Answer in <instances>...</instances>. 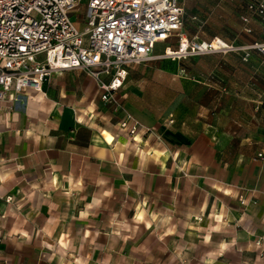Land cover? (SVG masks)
<instances>
[{"label": "crops", "instance_id": "obj_1", "mask_svg": "<svg viewBox=\"0 0 264 264\" xmlns=\"http://www.w3.org/2000/svg\"><path fill=\"white\" fill-rule=\"evenodd\" d=\"M225 1L230 33L253 32V17L242 21L248 0H179L181 33L203 34ZM226 31L210 34L223 41ZM123 85V109L79 69L0 102V264H264L259 107L217 120L203 98H221L228 83L191 76L190 94L152 113ZM126 112L139 123L133 134V121L121 125Z\"/></svg>", "mask_w": 264, "mask_h": 264}, {"label": "built area", "instance_id": "obj_2", "mask_svg": "<svg viewBox=\"0 0 264 264\" xmlns=\"http://www.w3.org/2000/svg\"><path fill=\"white\" fill-rule=\"evenodd\" d=\"M82 2L0 0V102H17L30 91L41 92L52 74L79 69L96 82L103 102L123 109L117 94L127 68L152 57L157 43L176 37L178 48H167L164 55L178 59L239 49L218 38L197 42L184 36L179 0ZM248 8L258 16L264 15L263 0ZM77 13L81 29L72 19V14ZM242 21L247 23L248 19L242 17ZM244 49L262 52L264 42ZM127 121H133V134L139 123L126 112L121 125Z\"/></svg>", "mask_w": 264, "mask_h": 264}, {"label": "rangeland", "instance_id": "obj_3", "mask_svg": "<svg viewBox=\"0 0 264 264\" xmlns=\"http://www.w3.org/2000/svg\"><path fill=\"white\" fill-rule=\"evenodd\" d=\"M86 2L83 0L82 4ZM248 1H242L245 6ZM222 8H215L212 12V20L208 29L204 30L202 37L196 38L191 35L189 39L194 41L204 40L213 36L210 31L227 30L218 36L228 44L238 47V50L219 54H202L187 56L185 58H176L164 55L165 47L169 46L174 51L178 47V39L171 37L166 42L159 43L152 54V57L140 64L130 65L127 68L128 75L125 78L123 90L132 92V105L145 108L148 112L165 111L174 105L172 101L176 93H191V76L205 79V83L212 86H221V90L228 83L227 92L220 97L211 94L210 97L203 98L206 103L213 104L212 110L217 120L223 115L225 119L226 112L233 113L238 111V107L243 105H257L261 111V120L264 123V51L257 49H244L250 46L254 41L263 42L264 38L260 34V20L256 17L251 19L253 27L252 33L231 34V26H236V19L231 17L233 9L232 2H219ZM75 16H77L75 18ZM229 17L227 22H223L219 17ZM74 25L81 29L80 14H72ZM224 79L223 83L220 79ZM194 84V82H192ZM196 88L201 87V83L195 82ZM205 87V86H203ZM201 90L196 91L197 97ZM254 91V92H253ZM257 93L258 95H256ZM243 95L244 99L236 95ZM172 103V104H171ZM125 105L123 102L121 103ZM187 104L181 107L186 108ZM125 108V106H124ZM214 117V118H215ZM215 118V119H216ZM220 119V120H224Z\"/></svg>", "mask_w": 264, "mask_h": 264}, {"label": "trees", "instance_id": "obj_4", "mask_svg": "<svg viewBox=\"0 0 264 264\" xmlns=\"http://www.w3.org/2000/svg\"><path fill=\"white\" fill-rule=\"evenodd\" d=\"M263 2H264V0H263ZM250 4H253V5H256L257 4V0H252V1H249L245 6H244V9H245V13H246V15L245 16H243V17H246L247 19H248V21H249V19H251V17H256V18H258L259 20H260V24H261V27H260V34L263 36V38H264V33H263V29H264V15L263 16H258V15H256V13L253 11V10H250L249 8H248V6L250 5ZM184 15H185V10H184V8H183V27L185 26V17H184ZM192 29V28H191ZM206 29V28H205ZM202 30H204V27H203V29ZM248 31H249V33H252V29H248ZM196 37L197 36H199V37H202V34L201 33H199V34H196L195 35ZM214 36V35H213ZM213 36H210V38H207V39H204V40H199V41H197V42H202V41H210L211 39H213ZM188 39H189V37H187ZM189 40H191V39H189ZM164 42H166V41H164ZM264 42V41H263ZM263 42H259V41H254L251 45H253V44H255V43H263ZM163 43V42H162ZM178 47V46H177ZM176 50V49H175ZM217 53H221V52H217ZM209 54H216V53H209Z\"/></svg>", "mask_w": 264, "mask_h": 264}]
</instances>
